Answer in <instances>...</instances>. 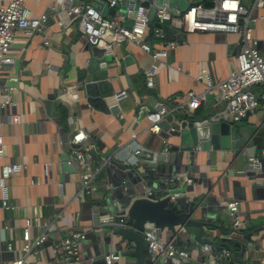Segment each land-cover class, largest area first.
Wrapping results in <instances>:
<instances>
[{
    "label": "crops",
    "instance_id": "obj_1",
    "mask_svg": "<svg viewBox=\"0 0 264 264\" xmlns=\"http://www.w3.org/2000/svg\"><path fill=\"white\" fill-rule=\"evenodd\" d=\"M11 1L0 0V7ZM108 1L73 0L70 5L93 4L107 16L125 13L134 6L125 0L114 13ZM181 1L191 6L194 0ZM51 5L57 11L51 10ZM65 5L68 6L66 0H27L31 16L49 15L44 33L28 38L20 32L10 53L15 65L4 70L21 78L13 110L14 115L21 117V123L13 125L2 116L6 145L2 164H21L23 169L7 181L10 204L17 211H4L0 201V263L9 264L19 257L18 253H8L7 245L21 244L25 220L32 219L41 225L46 221L52 223L49 241L41 247L40 264H55L52 244L76 231L86 235L80 252L84 264H104L105 255L119 253L120 239L112 240L107 228L95 231L97 219L119 215L132 201L147 193L163 196L162 191L171 187L179 194L185 192L186 200H197L205 214L214 223L220 221L229 232L236 230L226 205L239 201L246 231L232 234L225 242L241 254V259L264 264V100L261 98L264 85L255 88L260 108L240 124H232L241 130L245 144L251 140L247 149H257L261 169L252 168L245 159L246 151L239 158L231 150L217 151L213 146L207 151L202 141L194 146L187 133H184L185 145L178 137L165 141L150 132L153 126L150 117L135 116L137 108L156 114L158 108H174L177 98L191 90L204 92L205 87L196 81L204 70L214 85L229 78L236 66L242 38L226 33H185L186 40L175 42V48L157 61L135 43L114 45L112 53L107 52L114 59L109 65V82L115 94L127 92V97L109 101L108 107L119 106L121 113L107 115L91 108L85 95L79 93L77 69L83 68L91 58V47L68 12L60 11ZM252 29L259 51L264 54V24L258 22ZM148 43L153 51H164L162 42L151 39ZM148 73H154L155 96L147 92ZM223 107L218 89L214 88L197 114L188 118L208 122ZM184 117L187 118L176 114L175 121ZM81 129L90 136L81 148L89 160L96 187L95 194L86 199L82 194L84 170L78 171L65 162L66 156L70 158L75 150L71 140ZM174 147L186 149L175 154ZM140 148L143 151L136 156ZM163 237L174 240L175 247L190 257L187 263L169 264H224L210 248L185 244L183 239L168 232ZM29 263L35 264L36 260L30 259ZM228 264L237 263L232 259Z\"/></svg>",
    "mask_w": 264,
    "mask_h": 264
},
{
    "label": "built area",
    "instance_id": "obj_2",
    "mask_svg": "<svg viewBox=\"0 0 264 264\" xmlns=\"http://www.w3.org/2000/svg\"><path fill=\"white\" fill-rule=\"evenodd\" d=\"M40 1V0H35ZM68 6H61L60 11L68 12L72 22L79 25L81 33L87 38L90 47H96L104 42L107 45V52L112 53V48L116 44L135 43L140 49L150 55L154 60L167 56V53L175 48L174 43L166 40L163 26L168 25L177 29L181 33L192 34L201 33H226L237 34L242 38L240 52L236 55V66L232 74L214 85L210 74L204 70L196 81L205 87L204 92L196 90L189 91L186 95L177 98V105L174 108L162 107V109L150 116L153 121L151 133L160 136L162 130L160 123L170 115L183 114L186 117H194L197 110L206 102L210 92L218 89L219 98L224 103V107L218 110L209 118L210 123L240 124L248 116L260 108V100L255 92V88L264 85V54L259 51L258 43L252 35V27L258 22L264 24V0H249L243 4L241 0H217L215 7L206 8L202 5V0H194L190 8L175 18L166 10L157 12V18L161 27L156 28L152 39L163 43L164 51H153L146 41L149 35V14L150 9L143 7L140 0L137 6H133L125 13L116 12L113 16L103 15L93 4L82 6H71L73 0H66ZM125 0H109L111 9H116ZM27 0H12L7 6L0 7V201L2 209L6 212H15L17 207L10 204L8 196L7 181L12 176L20 173L23 169L21 164H2L5 158L6 145L2 135L4 122L2 116L5 115L9 123L17 125L21 123V117L14 115V95L18 91L21 83L19 75L13 72L6 73V67L15 65L16 60L10 57L11 50L20 32L25 33L28 38L44 33V23L49 15L44 13L40 16H31L26 7ZM50 9L57 11V7L51 5ZM259 12V14H257ZM49 46V42L45 43ZM147 86L154 88V73L147 74ZM127 97V92L117 94L115 99L120 101ZM264 100V93L262 94ZM137 136H134L136 139ZM90 136L85 130L75 132L71 144L75 147L68 164L74 166L78 171L84 170L82 176V194L84 198L92 197L96 192L94 176L91 167L81 146L89 140ZM141 149V148H140ZM136 150L135 155L142 153V149ZM169 150L166 149V152ZM264 155V153H263ZM253 169H261L262 162L259 158L250 159ZM174 182V181H171ZM175 188H167L162 191L163 196L155 193H147L145 198L158 200L169 196L172 203H176L181 194L170 195ZM227 211L234 222V230L243 229L244 222L240 216V202L233 200L226 205ZM109 217V216H108ZM97 219L93 229L102 231L107 228L112 233L116 229V215ZM120 226L126 227L128 221V209L120 212ZM43 225V226H42ZM32 219L25 220L22 227V239L20 245L8 244V253H18L19 257L9 264H30L29 260H36L35 264L41 262V247L49 241V234L52 223L43 224ZM2 224L0 222V230ZM41 229L37 236L32 233ZM43 230V231H42ZM149 243V255L162 264H169L171 261L187 263L189 255L175 247L174 240L167 241L163 234L153 228L146 229L142 233ZM86 240V235L76 231L67 238L52 244L51 250L55 264H84L81 258L82 244ZM222 262L228 264L232 262L233 256L224 250L218 255ZM123 258L120 253L110 252L104 257V264H121ZM4 264V263H0Z\"/></svg>",
    "mask_w": 264,
    "mask_h": 264
},
{
    "label": "water",
    "instance_id": "obj_3",
    "mask_svg": "<svg viewBox=\"0 0 264 264\" xmlns=\"http://www.w3.org/2000/svg\"><path fill=\"white\" fill-rule=\"evenodd\" d=\"M130 2L135 6L138 5L134 0H130ZM141 5L150 9L147 42L151 41L155 29L161 27L157 12L166 10L173 17L180 18L190 8V4L181 0H144ZM112 11L115 13L114 9ZM102 14L105 15L104 12ZM163 30L169 43L186 40L185 33H181L168 25L163 26ZM90 54L91 58L84 63L85 66L77 69L79 93L85 95L91 108L107 115L118 116L121 113L119 106L108 107V102L117 95L113 85L109 82V65L113 63L114 59L107 55V45L104 42L96 47H91ZM129 87L133 92V86L130 82ZM147 92L150 95H156L155 89L149 88ZM160 110L158 108V112ZM140 115L149 118L153 114L137 108L135 116L140 117ZM175 116L170 115L160 123L162 130L160 137L165 141L173 136L180 138L185 145L187 140L184 138V133H187L194 146L202 141L205 143L204 149L207 151L213 146L217 151L231 150L235 152L237 158L246 151L247 158L245 159L247 161L257 157L256 148L247 149L251 140L245 144L238 126H232L228 123H210L209 121L199 123L189 120L188 117L176 122ZM185 149L174 147L172 152L177 154L185 151ZM68 161L69 158L66 156L65 162L67 164ZM177 193L172 191L170 195ZM184 193L181 194L176 203H172L169 196L158 200L145 197L135 199L127 208L128 221L126 227L120 226L121 219L119 215H116L117 226L112 233V240L115 237L120 239L118 251L125 264H162L149 255V243L142 234L149 228L158 230L161 234L172 233L176 238L183 239L185 244H196L203 248H210L212 252L218 255L226 250L232 254L237 264H251L249 261L241 259V254L225 242L232 234L239 235L246 230L240 229L235 231L237 233L229 232L220 221L214 223L213 218L205 214L202 205L197 204V200H186Z\"/></svg>",
    "mask_w": 264,
    "mask_h": 264
},
{
    "label": "trees",
    "instance_id": "obj_4",
    "mask_svg": "<svg viewBox=\"0 0 264 264\" xmlns=\"http://www.w3.org/2000/svg\"><path fill=\"white\" fill-rule=\"evenodd\" d=\"M217 0H202V5L206 8H213L215 7V3ZM197 114V113H196Z\"/></svg>",
    "mask_w": 264,
    "mask_h": 264
}]
</instances>
